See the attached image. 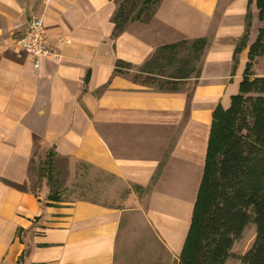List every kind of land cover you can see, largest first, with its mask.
Masks as SVG:
<instances>
[{"label":"crops","instance_id":"0c3cea01","mask_svg":"<svg viewBox=\"0 0 264 264\" xmlns=\"http://www.w3.org/2000/svg\"><path fill=\"white\" fill-rule=\"evenodd\" d=\"M116 9V0H0V264H114L130 214L145 217L179 254L212 110L229 106L244 74L255 36L237 44L247 14L257 17L255 0H159L148 20H130L118 33ZM32 16L60 55L37 68L13 46ZM196 39L205 41L197 75L144 66L160 48ZM35 143L115 177L126 192L117 189L110 205L25 189L40 160Z\"/></svg>","mask_w":264,"mask_h":264},{"label":"trees","instance_id":"16d2710c","mask_svg":"<svg viewBox=\"0 0 264 264\" xmlns=\"http://www.w3.org/2000/svg\"><path fill=\"white\" fill-rule=\"evenodd\" d=\"M158 1L154 0L144 18L140 17L142 14L132 18L129 10L117 7L112 16L116 33L130 20H148ZM148 2L143 1L144 9H148ZM255 6L257 19L264 22V0H255ZM250 21L247 14L242 38ZM186 44L192 55L179 56V47ZM243 44L240 40L237 46ZM204 48L203 39L166 45L144 66L162 72L164 66L174 64L178 65L180 77L186 75L182 72L185 68L197 75L196 65ZM263 52L264 23L248 47L238 92L231 96L228 107L217 104L212 110L202 174L178 264H225L233 242L248 223L254 224L255 237L238 264H264V75L252 70L254 58ZM48 155L55 156L51 152ZM47 199L58 197L49 192Z\"/></svg>","mask_w":264,"mask_h":264},{"label":"rangeland","instance_id":"374dc122","mask_svg":"<svg viewBox=\"0 0 264 264\" xmlns=\"http://www.w3.org/2000/svg\"><path fill=\"white\" fill-rule=\"evenodd\" d=\"M143 1L116 0L117 7L122 6L123 10H129L127 12L130 13L129 16L132 18L136 14H142L140 17L144 18L145 15L143 14L148 13L153 8L154 0H146L150 1L146 4L148 9H144ZM263 23L257 17L254 21H250L246 36L241 38V41L244 44L248 43L251 33L252 36H255V40L258 28ZM178 52V55L182 57L188 53L192 55L188 44L181 45ZM253 63L252 70L254 74L264 75V52L256 56ZM131 75H133V72H131ZM137 75L140 76V81L145 77V82L149 84L161 80L155 76ZM43 150L41 146L35 143L33 157H40V160L37 163L33 160L29 171V181L24 185L25 189L33 192L40 190L41 193L48 190L52 197H59L57 201L59 199L62 201L88 199L110 205L117 202L115 200L118 194L117 189L122 188L124 189L123 193L126 192V188H123L124 186L115 177L77 161H69L67 158L59 159L55 156L49 157V152L44 153ZM47 157L49 158L47 159ZM254 237L255 226L253 223H248L240 236L233 242L230 257L225 264H238L239 257L250 248ZM176 254V252L171 254L164 248L145 217L130 214L123 219L121 229L117 235L114 264H178V255Z\"/></svg>","mask_w":264,"mask_h":264},{"label":"built area","instance_id":"2783aa9c","mask_svg":"<svg viewBox=\"0 0 264 264\" xmlns=\"http://www.w3.org/2000/svg\"><path fill=\"white\" fill-rule=\"evenodd\" d=\"M51 0H44L48 4ZM13 46L18 53L30 55L34 68H37L41 58L54 61L60 59V55L54 52L50 46L43 21L40 16H32L23 31L17 33L13 40Z\"/></svg>","mask_w":264,"mask_h":264}]
</instances>
